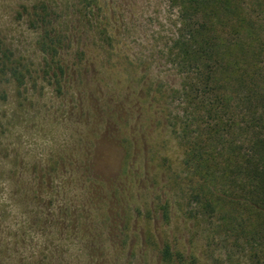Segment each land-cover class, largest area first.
Returning <instances> with one entry per match:
<instances>
[{"label":"rangeland","instance_id":"obj_1","mask_svg":"<svg viewBox=\"0 0 264 264\" xmlns=\"http://www.w3.org/2000/svg\"><path fill=\"white\" fill-rule=\"evenodd\" d=\"M42 5L53 59L31 22ZM176 34L168 0H0V57L7 50L24 74L22 84L0 77V264H163L166 244L183 264H257L252 219L239 217L245 237L218 203L210 217L190 201L185 145L168 119L183 109L167 99Z\"/></svg>","mask_w":264,"mask_h":264},{"label":"trees","instance_id":"obj_2","mask_svg":"<svg viewBox=\"0 0 264 264\" xmlns=\"http://www.w3.org/2000/svg\"><path fill=\"white\" fill-rule=\"evenodd\" d=\"M168 2L177 11V34L167 56L179 82L167 99L172 103L176 97L183 107L182 115L173 109L168 112V119L185 145L186 165L191 172L190 201L199 205L203 216L210 217L217 214L220 205L219 218L228 229L233 225L240 228L241 232L236 233L245 237H251V228L246 230L238 225L239 217L243 213L252 219V223L249 219H244V223L251 224L253 236L263 238L262 256L255 255L257 264H261L264 258V0ZM35 9L38 8L32 9L29 16L41 29L38 44L53 59L56 36L46 13L48 8L42 5L39 15ZM6 53L7 50L1 53L0 77H13L22 84L24 74L16 67H9ZM58 71L62 72L59 68ZM197 122L199 131L194 127ZM195 173L202 183L200 186L193 182ZM226 182L229 190L222 184ZM93 249L96 253L105 251L100 243ZM159 254L163 264L184 263V256L173 252L167 244Z\"/></svg>","mask_w":264,"mask_h":264}]
</instances>
